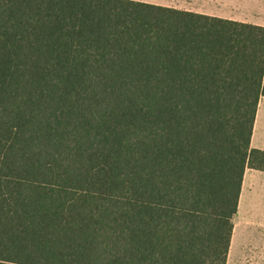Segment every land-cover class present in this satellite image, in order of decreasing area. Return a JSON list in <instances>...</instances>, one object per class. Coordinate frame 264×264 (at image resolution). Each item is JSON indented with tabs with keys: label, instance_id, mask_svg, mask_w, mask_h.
<instances>
[{
	"label": "trees",
	"instance_id": "16d2710c",
	"mask_svg": "<svg viewBox=\"0 0 264 264\" xmlns=\"http://www.w3.org/2000/svg\"><path fill=\"white\" fill-rule=\"evenodd\" d=\"M264 26L133 0H0V264H227Z\"/></svg>",
	"mask_w": 264,
	"mask_h": 264
},
{
	"label": "crops",
	"instance_id": "0c3cea01",
	"mask_svg": "<svg viewBox=\"0 0 264 264\" xmlns=\"http://www.w3.org/2000/svg\"><path fill=\"white\" fill-rule=\"evenodd\" d=\"M153 5L164 6L176 10L191 11L209 16H215L224 19H230L245 22L257 26H264L263 23H256L235 17L232 10L223 14L207 13L209 10L200 7V5L214 4L223 5L232 3V0H133ZM252 148L264 150V97L261 98L257 110L256 121L254 125ZM250 170V169H249ZM248 171V170H247ZM246 171V172H247ZM264 174V172L251 170ZM246 175V173H245ZM245 178L242 186L244 189ZM240 202V201H239ZM247 217H240L238 214L234 217V229L231 239L230 250L227 264H264V211L257 212Z\"/></svg>",
	"mask_w": 264,
	"mask_h": 264
},
{
	"label": "rangeland",
	"instance_id": "374dc122",
	"mask_svg": "<svg viewBox=\"0 0 264 264\" xmlns=\"http://www.w3.org/2000/svg\"><path fill=\"white\" fill-rule=\"evenodd\" d=\"M223 5L206 4L200 7L209 10L207 13L223 14L231 10L235 17L264 24V0H232ZM264 211V174L248 170L238 206L240 217H251L252 214Z\"/></svg>",
	"mask_w": 264,
	"mask_h": 264
}]
</instances>
